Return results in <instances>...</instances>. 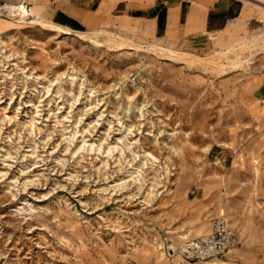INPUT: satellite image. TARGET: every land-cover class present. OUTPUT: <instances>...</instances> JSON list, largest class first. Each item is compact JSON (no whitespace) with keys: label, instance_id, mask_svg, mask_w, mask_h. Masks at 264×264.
I'll use <instances>...</instances> for the list:
<instances>
[{"label":"rangeland","instance_id":"1","mask_svg":"<svg viewBox=\"0 0 264 264\" xmlns=\"http://www.w3.org/2000/svg\"><path fill=\"white\" fill-rule=\"evenodd\" d=\"M238 1L220 36L11 17L0 264H264V0ZM219 215L240 243L186 260L182 243Z\"/></svg>","mask_w":264,"mask_h":264},{"label":"crops","instance_id":"2","mask_svg":"<svg viewBox=\"0 0 264 264\" xmlns=\"http://www.w3.org/2000/svg\"><path fill=\"white\" fill-rule=\"evenodd\" d=\"M19 2H24L32 15L70 32L97 30L105 23L120 19L141 23L154 35L175 32L190 36L206 31L220 36L227 29L228 21L240 17L244 11L238 0H0L10 5ZM17 26L11 17L0 18V32ZM260 79L256 90L264 95V78Z\"/></svg>","mask_w":264,"mask_h":264},{"label":"built area","instance_id":"3","mask_svg":"<svg viewBox=\"0 0 264 264\" xmlns=\"http://www.w3.org/2000/svg\"><path fill=\"white\" fill-rule=\"evenodd\" d=\"M23 4L27 8L24 2H19L13 6L21 10ZM5 5L0 3V16L8 17L9 14L5 10ZM239 243L237 230L226 216L219 215L214 218L208 233L186 239L180 247V253L188 261L212 259L225 255Z\"/></svg>","mask_w":264,"mask_h":264},{"label":"bare ground","instance_id":"4","mask_svg":"<svg viewBox=\"0 0 264 264\" xmlns=\"http://www.w3.org/2000/svg\"><path fill=\"white\" fill-rule=\"evenodd\" d=\"M4 7H5V10L7 11V13L9 14L8 17H14L17 15V16H19V19H17V21H19V22L20 21L21 22L35 21V22L39 23L41 26L48 28L50 30H53L55 32L70 33V30H68L67 28H65L63 26H60L56 23H52L51 21H48L46 19L40 18V16L32 15V13H30L29 10L27 8H25L24 4L21 6V8H22L21 10H19L18 7H14L13 5H10L8 3ZM201 231H202V229H201ZM201 231L199 233H201Z\"/></svg>","mask_w":264,"mask_h":264},{"label":"trees","instance_id":"5","mask_svg":"<svg viewBox=\"0 0 264 264\" xmlns=\"http://www.w3.org/2000/svg\"><path fill=\"white\" fill-rule=\"evenodd\" d=\"M81 29H83V28L81 27Z\"/></svg>","mask_w":264,"mask_h":264}]
</instances>
